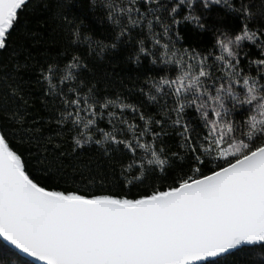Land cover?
Wrapping results in <instances>:
<instances>
[{
  "label": "snow or ice",
  "instance_id": "1",
  "mask_svg": "<svg viewBox=\"0 0 264 264\" xmlns=\"http://www.w3.org/2000/svg\"><path fill=\"white\" fill-rule=\"evenodd\" d=\"M0 238V264H264V0H0Z\"/></svg>",
  "mask_w": 264,
  "mask_h": 264
},
{
  "label": "trees",
  "instance_id": "2",
  "mask_svg": "<svg viewBox=\"0 0 264 264\" xmlns=\"http://www.w3.org/2000/svg\"><path fill=\"white\" fill-rule=\"evenodd\" d=\"M31 26L32 25H30V27ZM41 39L42 43L38 45V50H43L47 48L55 52L63 43V37L54 28L44 31ZM134 72V67L124 63L123 57L116 58L115 61L111 63L101 62L95 67L96 78L101 81L102 85H106L109 90L119 88L121 83V77H126L128 75L134 74ZM93 162L94 166L96 163H99L101 166H103V161L99 157L94 156ZM0 247L10 248L5 243H3L1 239ZM19 256L22 257L21 255ZM22 259L25 261H29L24 257H22Z\"/></svg>",
  "mask_w": 264,
  "mask_h": 264
},
{
  "label": "water",
  "instance_id": "3",
  "mask_svg": "<svg viewBox=\"0 0 264 264\" xmlns=\"http://www.w3.org/2000/svg\"><path fill=\"white\" fill-rule=\"evenodd\" d=\"M1 239V241L3 242V243H5L7 246H9L10 248H12V246L11 245H9L6 241H4L2 238H0ZM14 250V249H13ZM19 255H21L22 257H24V258H26L27 260H29L30 262H32L33 264H35V262H34V258H32V257H30V256H27L26 254H23V253H19Z\"/></svg>",
  "mask_w": 264,
  "mask_h": 264
}]
</instances>
